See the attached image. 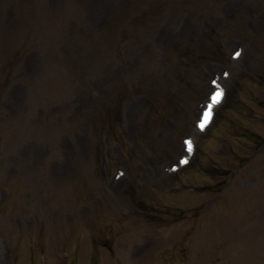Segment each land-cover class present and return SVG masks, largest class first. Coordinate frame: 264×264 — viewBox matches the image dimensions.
Returning <instances> with one entry per match:
<instances>
[{
  "label": "rangeland",
  "instance_id": "obj_1",
  "mask_svg": "<svg viewBox=\"0 0 264 264\" xmlns=\"http://www.w3.org/2000/svg\"><path fill=\"white\" fill-rule=\"evenodd\" d=\"M224 71L237 105L217 112L211 137L197 135L210 82ZM256 81H264V0H0V264H42L43 255L47 264H214L210 251L232 264L235 250L246 258L237 262L252 264L250 241L260 247L264 238ZM118 113L123 126L111 133ZM113 136L121 142L108 152ZM188 136L202 165L216 155L228 172L216 179L225 186L220 211H185L193 220L179 207L217 196L204 189L214 174L186 172L166 187ZM138 201L157 209L151 221ZM197 237L208 256L189 252L185 242Z\"/></svg>",
  "mask_w": 264,
  "mask_h": 264
},
{
  "label": "snow or ice",
  "instance_id": "obj_2",
  "mask_svg": "<svg viewBox=\"0 0 264 264\" xmlns=\"http://www.w3.org/2000/svg\"><path fill=\"white\" fill-rule=\"evenodd\" d=\"M221 95H222V92H220V91L216 92V94L211 97L212 103L213 104L218 103ZM211 110H212V105H209L208 112H206L204 114V121L200 124L201 129H203L205 127V124L207 123L208 119L210 118ZM186 143L188 146V151L191 152V150H192L191 141H187ZM183 162L186 163V161H183Z\"/></svg>",
  "mask_w": 264,
  "mask_h": 264
}]
</instances>
